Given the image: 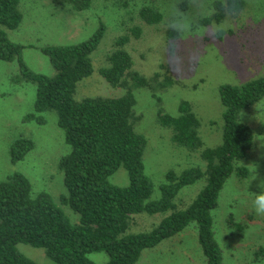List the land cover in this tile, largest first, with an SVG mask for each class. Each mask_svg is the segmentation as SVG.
<instances>
[{
	"label": "rangeland",
	"instance_id": "rangeland-1",
	"mask_svg": "<svg viewBox=\"0 0 264 264\" xmlns=\"http://www.w3.org/2000/svg\"><path fill=\"white\" fill-rule=\"evenodd\" d=\"M180 1L156 0L162 19L146 24L138 14L146 0H91L89 8L82 11L53 0H20L21 21L15 29H6L10 40L23 45L21 57L32 71L53 75L55 69L41 48L79 43L103 23L104 34L92 54V73L75 86L74 97L80 99L124 93L120 86L109 84L99 69L108 65L107 55L114 49L115 39L133 26L140 27L139 37L130 36L124 45L132 68L151 78L154 85L170 80L156 91L158 99L150 88L132 91L134 112L139 115L135 129L146 139L143 162L153 183L151 199L160 196L167 170L204 167L198 152L172 142L170 129L157 122L158 112L176 115L180 102L188 101L199 118L204 145L213 147L221 140L223 124L219 86L264 75V0H244L240 12L225 15L221 22L212 17L216 0H185L184 9ZM209 17L211 21H204ZM169 32L175 37L170 38ZM35 97V82L24 80L17 61L0 60V180L19 171L29 178L33 192L45 190L58 200L66 192L58 159L70 146L54 110L40 112L41 122L24 119L33 112ZM239 118L254 134L253 147L241 161L249 174L246 178L232 175L224 183L212 211L213 230L222 250V264H264V252L259 253L264 247V215H257L253 204L256 196L264 193V98L244 108ZM24 136H31L34 146L21 160L11 161V144ZM108 180L120 186L128 184L127 170L119 167ZM204 183L202 178L184 186L175 197L176 208L186 207ZM63 208L73 222L78 220L77 213L67 205ZM164 215L134 214L129 229L147 231ZM195 227L192 222L156 246L145 248L135 264H205ZM17 248L36 264H58L43 248L26 243ZM88 257L97 264L108 260L105 251L91 252Z\"/></svg>",
	"mask_w": 264,
	"mask_h": 264
},
{
	"label": "trees",
	"instance_id": "trees-1",
	"mask_svg": "<svg viewBox=\"0 0 264 264\" xmlns=\"http://www.w3.org/2000/svg\"><path fill=\"white\" fill-rule=\"evenodd\" d=\"M19 1L0 0V60H16L24 80L35 82L34 110L24 119L41 122L40 112L54 110L70 151L58 159L66 190L58 200L45 190L33 192L29 178L19 171L0 180V264H36L19 251V243L43 248L45 255L58 264H97L88 257L96 251L108 254L103 264H135L145 248L156 246L192 222L205 264H222L212 211L218 205L219 192L226 180L232 175L246 178L249 174L241 161L253 147L254 134L239 115L244 108L264 98V75L219 86L223 124L221 140L213 147L204 145L199 118L188 101L180 102L176 115L158 112L157 122L170 129L172 142L198 152L204 167L190 166L180 172L167 170L160 196L151 199L153 183L144 171L143 162L146 139L135 129L139 115L134 112L132 91L136 87L150 88L157 97L156 91L165 88L170 80L156 81L154 85L151 78L132 68L131 56L124 45L130 36L139 37L140 27L133 26L129 33L115 39V47L107 55L108 65L99 69L109 84L120 86L124 93L76 99L77 82L92 73V54L104 34L103 23L79 43L42 47L55 73H36L21 57L23 45L10 40L6 32L21 21ZM53 1L75 11L91 5V0ZM155 1L146 0L138 10L146 24L162 19ZM184 2L180 1L182 9ZM214 6L216 12L212 17L221 22L225 15L240 12L244 0H216ZM204 21H211V17ZM169 37L174 38L175 34L169 32ZM33 146L31 136L16 139L10 146L11 161L21 160ZM121 166L127 170L128 184L110 183L108 177ZM202 178L205 183L192 201L184 208H176L174 200L179 191ZM63 205L78 214L76 222L69 218ZM144 212L165 215L147 231L130 230L131 216ZM227 221L230 224L231 219ZM263 252L264 247L259 253Z\"/></svg>",
	"mask_w": 264,
	"mask_h": 264
},
{
	"label": "clouds",
	"instance_id": "clouds-1",
	"mask_svg": "<svg viewBox=\"0 0 264 264\" xmlns=\"http://www.w3.org/2000/svg\"><path fill=\"white\" fill-rule=\"evenodd\" d=\"M253 204L256 214L264 215V193L257 195Z\"/></svg>",
	"mask_w": 264,
	"mask_h": 264
}]
</instances>
